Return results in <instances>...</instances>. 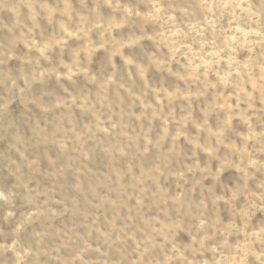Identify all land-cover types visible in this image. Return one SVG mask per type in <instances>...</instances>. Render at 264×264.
Segmentation results:
<instances>
[{"label":"clouds","instance_id":"clouds-1","mask_svg":"<svg viewBox=\"0 0 264 264\" xmlns=\"http://www.w3.org/2000/svg\"><path fill=\"white\" fill-rule=\"evenodd\" d=\"M0 264H264V0H0Z\"/></svg>","mask_w":264,"mask_h":264}]
</instances>
